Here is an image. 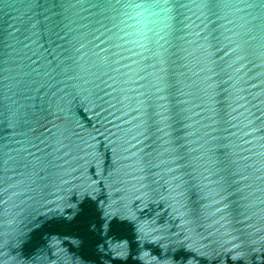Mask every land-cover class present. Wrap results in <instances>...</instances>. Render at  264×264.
Segmentation results:
<instances>
[{
    "label": "water",
    "instance_id": "1",
    "mask_svg": "<svg viewBox=\"0 0 264 264\" xmlns=\"http://www.w3.org/2000/svg\"><path fill=\"white\" fill-rule=\"evenodd\" d=\"M0 264H264V0H0Z\"/></svg>",
    "mask_w": 264,
    "mask_h": 264
}]
</instances>
